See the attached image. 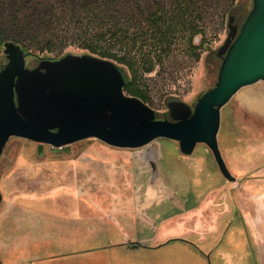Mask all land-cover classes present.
Returning <instances> with one entry per match:
<instances>
[{"label":"rangeland","instance_id":"374dc122","mask_svg":"<svg viewBox=\"0 0 264 264\" xmlns=\"http://www.w3.org/2000/svg\"><path fill=\"white\" fill-rule=\"evenodd\" d=\"M252 7L196 0L203 33L191 47L188 32L178 34L151 71L106 60L125 81L136 74L155 118L170 120L169 102L193 109L214 88L229 18L239 32ZM68 54L92 55L71 43L28 56L26 67ZM6 63L2 50L0 70ZM220 116L218 145L234 182L204 144L185 156L168 139L135 150L88 139L39 154L37 143L11 138L0 158L1 264H264V84L238 92Z\"/></svg>","mask_w":264,"mask_h":264},{"label":"water","instance_id":"95a60500","mask_svg":"<svg viewBox=\"0 0 264 264\" xmlns=\"http://www.w3.org/2000/svg\"><path fill=\"white\" fill-rule=\"evenodd\" d=\"M252 2L239 32L229 18V34L217 53L221 65L214 88L193 109L169 102L170 120H157L152 108L126 96L124 76L109 60L68 54L29 69L30 54L6 43L7 63L0 70V158L11 138L37 143L39 154L44 145L67 150L88 139L130 150L168 139L177 142L185 156L197 144L206 145L223 177L234 182L217 136L221 109L241 90L264 84V0Z\"/></svg>","mask_w":264,"mask_h":264},{"label":"trees","instance_id":"16d2710c","mask_svg":"<svg viewBox=\"0 0 264 264\" xmlns=\"http://www.w3.org/2000/svg\"><path fill=\"white\" fill-rule=\"evenodd\" d=\"M195 2L0 0V52L9 42L30 56L54 53L72 43L131 71L139 69L137 63L146 64L148 72L154 62L169 55L178 34L188 32L191 47L193 39L203 33L197 25L199 14L191 9ZM114 49L126 52L121 56L113 54ZM136 77L125 81L123 91L147 105L149 96L135 84Z\"/></svg>","mask_w":264,"mask_h":264}]
</instances>
